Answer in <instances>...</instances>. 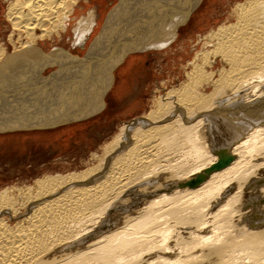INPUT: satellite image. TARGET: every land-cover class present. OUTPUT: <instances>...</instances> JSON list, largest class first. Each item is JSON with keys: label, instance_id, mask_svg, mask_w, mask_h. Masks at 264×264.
Instances as JSON below:
<instances>
[{"label": "bare ground", "instance_id": "6f19581e", "mask_svg": "<svg viewBox=\"0 0 264 264\" xmlns=\"http://www.w3.org/2000/svg\"><path fill=\"white\" fill-rule=\"evenodd\" d=\"M200 1L6 0L0 132L98 113L116 68L171 43ZM233 12L95 165L0 189V264H264V0ZM71 34L85 54L57 46Z\"/></svg>", "mask_w": 264, "mask_h": 264}, {"label": "rangeland", "instance_id": "374dc122", "mask_svg": "<svg viewBox=\"0 0 264 264\" xmlns=\"http://www.w3.org/2000/svg\"><path fill=\"white\" fill-rule=\"evenodd\" d=\"M5 1L0 0V41L10 31L4 19ZM119 1L104 0L103 4L95 2V5L100 10H109ZM236 1L242 0H201L187 22L179 26L177 37L170 45L130 55L116 68L114 84L105 92V106L98 113L49 128L0 132V189L33 185L35 178L47 174L79 171L95 165L103 155V145L118 133L122 123L139 120L148 112L153 99L185 80V66L202 47L203 40L198 39L210 28L233 21ZM100 32L99 29L95 36ZM71 37L73 34L60 39L57 46L73 55L85 54L89 44L86 49L76 47ZM43 43L44 50L50 52L51 43ZM7 48L11 51L13 44L8 43ZM214 66L218 68L220 62L217 60ZM56 70V66H49L40 75L47 77Z\"/></svg>", "mask_w": 264, "mask_h": 264}, {"label": "crops", "instance_id": "0c3cea01", "mask_svg": "<svg viewBox=\"0 0 264 264\" xmlns=\"http://www.w3.org/2000/svg\"><path fill=\"white\" fill-rule=\"evenodd\" d=\"M112 86H113V84H112Z\"/></svg>", "mask_w": 264, "mask_h": 264}]
</instances>
